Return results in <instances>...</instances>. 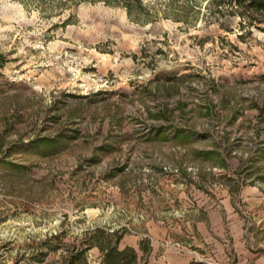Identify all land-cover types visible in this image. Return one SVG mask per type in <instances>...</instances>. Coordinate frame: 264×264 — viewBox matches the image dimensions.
<instances>
[{"label": "rangeland", "instance_id": "obj_1", "mask_svg": "<svg viewBox=\"0 0 264 264\" xmlns=\"http://www.w3.org/2000/svg\"><path fill=\"white\" fill-rule=\"evenodd\" d=\"M261 16L233 0H0V264H65L96 228L136 264H237L231 236L194 246L185 209L194 190L204 211L228 195L241 213L247 186L264 197Z\"/></svg>", "mask_w": 264, "mask_h": 264}, {"label": "crops", "instance_id": "obj_2", "mask_svg": "<svg viewBox=\"0 0 264 264\" xmlns=\"http://www.w3.org/2000/svg\"><path fill=\"white\" fill-rule=\"evenodd\" d=\"M248 113L240 117L243 125L238 126L246 135H249L250 132V127H246L248 124L246 119L253 114L252 111ZM250 142H252V138L249 136L241 143L245 145ZM165 190L167 189L165 188ZM168 191H171L173 197L185 195L184 191H177V188L173 187H169ZM191 194L193 203L188 205L185 212L187 220L194 226V246L199 247L201 245L199 242L204 241L207 244L216 245L218 250L223 251L228 249L229 241L227 239L231 236L230 240L237 244V264H264V197L261 196L258 187L247 186L240 191L244 202L241 213L234 210L228 195L222 199L223 209L204 211L200 207L206 201V197L198 190H194ZM169 200L171 201V199ZM244 209H246L245 212ZM184 224L181 221V226ZM146 225L154 226L153 218L148 220ZM159 230L163 237H166L168 229L162 227ZM184 230L186 232L185 228ZM157 238L159 239L160 236ZM226 241L227 243L224 244Z\"/></svg>", "mask_w": 264, "mask_h": 264}, {"label": "trees", "instance_id": "obj_3", "mask_svg": "<svg viewBox=\"0 0 264 264\" xmlns=\"http://www.w3.org/2000/svg\"><path fill=\"white\" fill-rule=\"evenodd\" d=\"M233 2L241 6L244 12H264V0H233ZM256 20L261 22L264 17L261 16ZM250 23L252 24V21ZM261 79H264V74L261 75ZM121 237L122 235L117 231L107 232L96 228L92 231L89 240H85V243H82L79 247L72 248L65 264H91L86 261L85 252L93 246H96L102 253V258L98 264H136V250L130 246L120 248Z\"/></svg>", "mask_w": 264, "mask_h": 264}]
</instances>
